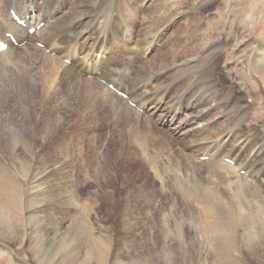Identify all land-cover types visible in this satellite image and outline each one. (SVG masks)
Wrapping results in <instances>:
<instances>
[{"label": "rangeland", "instance_id": "1", "mask_svg": "<svg viewBox=\"0 0 264 264\" xmlns=\"http://www.w3.org/2000/svg\"><path fill=\"white\" fill-rule=\"evenodd\" d=\"M84 1L78 10L90 22L79 28L90 23L98 36L105 16L98 6L118 16L117 3ZM148 1L120 4L123 24L129 9L135 20L118 48L63 60L71 75L82 67V81L113 84L128 100L105 94L91 112L76 74L74 87L0 76V264H264V80L254 71L264 59V0H168L166 23ZM159 61L166 67L157 71ZM26 69L11 64L1 74ZM147 81L157 99L168 92L171 113L206 116L203 138L220 135L202 147L221 143L211 153L245 170L211 168L218 157L193 154L203 166L185 172L190 141L165 136L154 116L128 105L137 107L134 89Z\"/></svg>", "mask_w": 264, "mask_h": 264}, {"label": "bare ground", "instance_id": "2", "mask_svg": "<svg viewBox=\"0 0 264 264\" xmlns=\"http://www.w3.org/2000/svg\"><path fill=\"white\" fill-rule=\"evenodd\" d=\"M92 1L97 2V0H92ZM115 1L117 3L116 13H118V16L111 15L110 7L104 6L103 8H101L98 6V10L101 11L102 13H105V16L101 20L103 23L102 31L100 32L98 36H94L93 33L96 31V28L93 27L90 23L84 29L79 28L82 25V23L84 22L88 23L89 21V18L88 16H86L87 14L85 13L86 10L84 12H81V10H78V7L79 8L87 7V4H86L87 2H85L84 0H0V41H3L4 43L7 44V49L4 52L0 53V76L4 77L5 79L6 78L11 79L13 83L19 84L23 81L24 83L27 82L31 86L34 85L35 87L36 85H41L42 81L44 82L45 86L49 84H51L52 86V84H55V87H58L63 84V85H66L67 87L68 86L74 87L75 85H72L73 81L75 80L73 79V77L76 75L78 77L81 76L78 74L81 72H84V70L82 69V67L79 68L77 70V73H75L76 75L73 73L74 74L73 76L70 74V71H71L70 67L64 64L63 60L69 61L70 63H72V61L73 63H76L78 56L82 57V60L84 61H88L90 56L94 54H97L102 57L103 53L107 50L108 45H112L114 46V48H118V46H120L119 43H121V39L123 40V38L128 37V33L130 30L129 25L133 26V21L135 20V19L133 20V18L135 17V16L133 17L135 10H132V9L128 10L129 19H130V22L131 21L132 22L130 23L129 21L126 20L127 24L129 25L127 24L124 25L123 17H121V14H122V7L125 5L120 6L123 0H115ZM149 1H150V4L148 6L152 5V3L155 2V0H149ZM169 3L170 2L168 0H156V3L154 6H158V7H155L152 12V13L162 16L164 19L163 20L164 23H166L172 18V14H170L171 12H169L170 10ZM101 4H102V1L99 2V5ZM203 5H205V3L204 4L201 3L200 7H202ZM9 11H13L15 15H17L19 18L24 19L27 27L22 28V27L17 26L13 22L9 14ZM71 14L76 15V18L72 19ZM40 23H42V27L39 30H36L32 35H29L27 33L28 29L35 27L36 25ZM6 33L12 34L16 42L19 44V46L17 47L13 46L5 38ZM157 35L158 34L153 35L150 38L154 39L155 37H157ZM22 42H24V44H22ZM27 42L29 43L27 44ZM36 43L41 44L43 47L42 48L36 47L35 45ZM154 44H155L154 42L153 44L152 42L146 43L147 46L145 48V51L147 53L152 52V49L155 47ZM48 49L50 50L51 53H53V55L47 56L44 54L45 50H48ZM194 55L199 56L198 52H195ZM177 57H178V54H175L173 59L177 60L176 59ZM213 59L214 57L212 56V60ZM263 60L264 59L262 57L261 59H259L260 61L259 64L254 66L255 73H257L260 76V78H262V80H264V61ZM191 63L193 62H187V65L189 66L188 69L195 68V66L192 65ZM206 63H208V61ZM11 64L20 65V66L26 65L27 69L26 71H24L25 73H22V74L19 73L20 75L10 72L12 69L9 71V74H11V76H8L7 74L6 75L1 74L3 71L5 72L7 66ZM155 64H157L156 66L157 71H160L161 69H164L166 67V64L163 61H159V63H155ZM70 65L73 66V64H70ZM77 66L79 67V65ZM72 71H73V68H72ZM89 71L87 70V72L85 73L87 75L88 74L93 75V72L90 73ZM215 71L216 70L214 66H209L207 70L205 71L206 76L209 79H211V81L214 84L217 81ZM95 73L97 75L96 71ZM161 73L163 72L152 73L149 76L150 77L152 76L151 78H158L159 76H161L160 75ZM26 75L29 77L28 79L25 78ZM77 80L79 81V84L81 82V86L83 85L82 86L83 90H81V92L84 93L83 95H85V97L83 98L85 100H88V102H86L88 105L87 108L91 112L99 108L100 103L101 105L103 104L104 102L102 98L103 95L105 94L113 95V93L109 91L108 86H107V89H105L104 87H102V85L94 82L91 79L90 80L83 79L84 81H82L79 77L77 78ZM76 82L77 81H75L74 83ZM115 83L117 82L115 81ZM151 86H152V82L147 81L141 86L135 87L134 91H135V95H137V108L141 109L147 116H154L156 123H158L163 129H165V132H164L165 136L167 137L180 136L183 139L187 138L188 141H190V146L188 147V149L190 150L189 152L190 154H186V153L182 154L185 172L186 170L188 172L189 167L195 168V167L203 166L202 164L200 165L199 163H197L192 158L193 154H198V158L204 155H207L209 159L217 158L219 156L217 154V151L216 153L215 152L211 153V151L214 150L216 146L220 147L221 143H219L218 145L217 143L216 144L214 143L215 145L208 149L202 147V144H201L203 142L210 143L213 141L212 139H216L217 136L220 135L217 132H210L208 133L209 136L207 138H203L204 136H202L201 132L203 130L204 125L202 124V122L205 120L206 116L204 115L203 116H195V115L192 116L190 113H187V109L185 110L186 111L185 113L184 111H181V109L176 110L175 112L171 113L166 107L167 101H166L165 96L168 95V92L165 90V93L162 94L163 98L157 99V97L161 93L152 92L150 90ZM231 93H229V95H231ZM173 103L174 105L178 103L177 106L180 104L178 100H176ZM171 105H172V102H171ZM194 146L195 147L197 146L198 151L196 152L192 151V149L195 148ZM202 150L204 152H200ZM221 159L230 160L228 157L222 156L220 157V159L218 157V159H216L217 161L209 160V162L206 165L211 168H215L220 162H223ZM243 160L246 164H250V166L253 164L251 160L248 163H247L248 159H243ZM230 161L233 165H228L229 167L231 168L233 167L235 170L237 169V171H241L244 169L243 168L244 166L241 167L240 164L237 163L235 159L234 160L231 159ZM217 196L218 197L216 196L215 197L216 198L220 197L219 195ZM232 242H235V239Z\"/></svg>", "mask_w": 264, "mask_h": 264}]
</instances>
